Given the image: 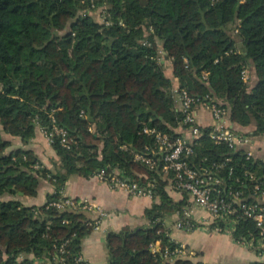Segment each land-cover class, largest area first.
Masks as SVG:
<instances>
[{"label":"trees","instance_id":"16d2710c","mask_svg":"<svg viewBox=\"0 0 264 264\" xmlns=\"http://www.w3.org/2000/svg\"><path fill=\"white\" fill-rule=\"evenodd\" d=\"M148 1L142 6L138 0H0V264H32L19 261L27 254L50 263L56 246L68 240L67 264H74L82 239L93 230L85 215L51 204L61 200L71 176L91 179L107 168L152 183L159 200L145 212L148 228L107 235L108 264H162L151 245L159 239L168 244L166 217L189 203L184 194L175 202L169 179L135 160L155 146L145 127L177 137L183 119L173 82L158 59L161 45L180 88L197 97L213 94L226 104L233 123L254 124L252 136L264 137V0ZM99 9L106 12V23L91 17ZM244 70L254 71L253 87L251 77L243 80ZM54 121L73 141L67 149L54 137L60 172L3 136L20 138L26 146ZM227 158L231 162L222 176L228 184L236 185L238 178L249 183L246 170L264 176V161H249L208 137L194 160L211 165ZM45 182L54 190L46 203L27 206L20 200L38 198ZM234 237L258 239V230L241 219Z\"/></svg>","mask_w":264,"mask_h":264},{"label":"built area","instance_id":"2783aa9c","mask_svg":"<svg viewBox=\"0 0 264 264\" xmlns=\"http://www.w3.org/2000/svg\"><path fill=\"white\" fill-rule=\"evenodd\" d=\"M106 12H104V18ZM106 23V20H105ZM164 54L159 52V54ZM163 59L159 58V62ZM243 80H250V73L244 70ZM208 82V74H205ZM177 110L183 115L180 122L179 136H171L155 128H144V133L155 140L154 147H147L146 154H136L135 160L146 164L151 170L158 171L169 179V188L187 196L189 205L177 213V220L173 226L164 223L165 236L168 244H163L159 239L151 245L150 251L156 258H163L162 264H175L179 260H189L194 253L171 236V231L180 230L191 233L202 224L211 228L214 232L232 235L242 220L252 221L258 230V239L250 240L241 238L234 239L243 246L253 250L257 256L264 260V176L259 177L250 170L244 175L248 177L249 183L236 179V185L228 184V178L222 176L227 163V158L222 163L205 165L206 159L197 164L194 160L196 148L205 137L210 138L217 146L225 145L233 153H243L247 160L255 158L253 147L255 137L234 130L231 126L230 110L226 104L216 98L213 94L205 97L192 95L186 88L173 90ZM199 109L210 113L212 126H201L198 118ZM211 131L207 134L206 129ZM41 133L50 144L54 143V137L61 139L63 147L70 149L73 141L69 138L67 130L59 127L56 122L51 129L40 127ZM123 149H127L126 146ZM234 169L229 171V179ZM97 178L109 184L116 191H125L133 197H148L154 199V185L142 184L127 176L125 172L117 168H107L98 171ZM59 211H71L86 216V225L93 231H101L103 223L109 218V214L94 200L90 198H74L65 193L59 202L51 204ZM201 211L207 215L206 218H197L196 213ZM70 224L69 220L64 221ZM69 240L56 246V254L51 264H67L66 255L70 253L67 249ZM74 264H89L81 255Z\"/></svg>","mask_w":264,"mask_h":264},{"label":"crops","instance_id":"0c3cea01","mask_svg":"<svg viewBox=\"0 0 264 264\" xmlns=\"http://www.w3.org/2000/svg\"><path fill=\"white\" fill-rule=\"evenodd\" d=\"M160 51H163L162 45ZM162 63L165 64L166 77L173 82V88H178L180 85L173 75V68L169 72L166 71L167 66H172L170 59L164 57ZM249 73L253 87L257 83V79L253 70ZM198 115L201 126H212V119L208 111L199 109ZM231 126L234 130L248 135H252L256 129L254 124L242 127L232 122ZM179 130V128L176 129V132H179ZM256 138L258 140H255L253 147L255 159L264 161V142L261 140L262 137L257 136ZM7 139L13 142V148L33 150L38 159H41L40 155L45 154L47 148L46 140L41 133H37L36 138L32 140L31 143H35L32 146L31 143L28 146H23L21 143L20 146H17L18 142L15 138L8 137ZM168 191L175 202L184 200L182 193L172 189ZM53 192L52 186L45 182L40 188L38 198L22 197L20 200L27 206H41L46 203L47 196ZM65 194L74 198H90L109 214V218L103 223L101 231H91L81 241V255L89 264H108L107 235L110 232H120L125 227L132 230L148 228L150 222L146 219L145 212L147 209H151L154 204L159 203L158 199L133 197L125 191L113 190L108 183L97 177L86 179L78 175L70 177L66 184ZM196 215L197 218L207 217L201 211L197 212ZM177 218V213L167 216L165 219L166 226H168L167 219L175 222ZM200 225L198 229L191 233L174 229L171 231L174 240L184 244L189 251L194 253V256L189 260L195 264H254L264 261L253 250L239 244L232 235L217 233L205 224L201 223ZM210 241L212 244H208ZM25 260H29L32 264H50L47 262L42 263L32 254L22 255L19 259L20 262Z\"/></svg>","mask_w":264,"mask_h":264},{"label":"rangeland","instance_id":"374dc122","mask_svg":"<svg viewBox=\"0 0 264 264\" xmlns=\"http://www.w3.org/2000/svg\"><path fill=\"white\" fill-rule=\"evenodd\" d=\"M91 17L94 18V20H96L97 22L102 23V24L106 20V17L104 18V9H99L96 13H93ZM229 28L232 30L234 27L233 26H230ZM236 35H238L237 32H234V38L236 39V41H239V39L237 38ZM238 47L240 48L241 45H238ZM159 52H161L160 49H159ZM158 56H159L158 59L159 58L164 59L163 58V54L160 53ZM171 68H172L171 65L167 66L166 67V71L169 72V70H172ZM166 74H167V72H166ZM39 129H38V133H41V131H39ZM3 136L5 138L6 137L7 138L10 137V136H7L5 133H3ZM42 136L46 140L45 144H46L47 148L45 150V154L40 155L41 159H39V160L42 162V165L45 166L47 169H50V170H52L54 172H60L61 169H62V167H61L62 166V162H61L60 158L57 156L56 152L53 150L52 144H50L47 141V139L45 138V136L43 134H42ZM11 138H15L17 140V142H18L17 146H20V143L23 146H25V144L22 142V140L20 138L12 137V136H11ZM255 140H258V138H256ZM261 140H262V142H264V137H262ZM30 143L28 145H30ZM34 144L31 143V146L34 145ZM28 145H26V146H28ZM35 167L38 168L37 165ZM168 190H170V188H168ZM167 224H168L169 227L170 226H173L174 221H172L171 219H167ZM208 244H212V242L210 241ZM47 263H49V262H47Z\"/></svg>","mask_w":264,"mask_h":264},{"label":"water","instance_id":"95a60500","mask_svg":"<svg viewBox=\"0 0 264 264\" xmlns=\"http://www.w3.org/2000/svg\"><path fill=\"white\" fill-rule=\"evenodd\" d=\"M142 6H147L149 4L148 0H138ZM22 195V194H21Z\"/></svg>","mask_w":264,"mask_h":264}]
</instances>
